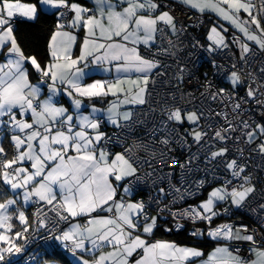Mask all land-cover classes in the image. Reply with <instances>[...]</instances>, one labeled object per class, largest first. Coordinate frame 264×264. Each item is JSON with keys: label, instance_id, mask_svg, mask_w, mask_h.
<instances>
[{"label": "snow or ice", "instance_id": "6c2138e0", "mask_svg": "<svg viewBox=\"0 0 264 264\" xmlns=\"http://www.w3.org/2000/svg\"><path fill=\"white\" fill-rule=\"evenodd\" d=\"M43 17L41 53L20 25ZM57 249L264 264V0H0V264Z\"/></svg>", "mask_w": 264, "mask_h": 264}, {"label": "trees", "instance_id": "16d2710c", "mask_svg": "<svg viewBox=\"0 0 264 264\" xmlns=\"http://www.w3.org/2000/svg\"><path fill=\"white\" fill-rule=\"evenodd\" d=\"M53 24H54L53 18L43 17L41 18V20H39L35 24H21L20 28L22 30L24 39L30 43L31 47L36 48L42 53L45 47V44H46L47 36L49 34L48 30L52 27ZM201 29L202 28H199L196 33L202 37L204 30L202 29L203 32H201L202 31ZM108 129L109 127H105L106 131ZM158 236L166 237L168 239H175L176 237H180V233L173 232L171 234H165L163 232H159ZM208 244H211V243H208ZM57 251L59 252V249H57ZM68 255H69L68 253L64 255L60 253V255L56 257L58 258L63 257L62 259L66 260Z\"/></svg>", "mask_w": 264, "mask_h": 264}, {"label": "built area", "instance_id": "2783aa9c", "mask_svg": "<svg viewBox=\"0 0 264 264\" xmlns=\"http://www.w3.org/2000/svg\"><path fill=\"white\" fill-rule=\"evenodd\" d=\"M197 30L198 29H195L193 31V35L199 36L196 33ZM193 60L195 61L196 65L200 68V71L197 73V75H200L201 73H203L205 71H207V72H209V74H211L212 69H211L210 64L208 63V57H207L206 54L201 55V54L198 53L196 56L193 57ZM193 86H194V82H193L192 85H190V87H193ZM107 131H112V129L109 128ZM193 150H195V149L193 148ZM259 164H260L259 159L253 161V165L254 166L259 165ZM189 202H193V201L190 200ZM248 222L254 223V221H251V220H249ZM191 227L192 226L189 223L181 231H179V232H175L174 231V233H180V237H176L175 239H177V241L190 243L191 242V238L189 236V232L191 230ZM50 243L51 242H47V241H44V240H37L36 244H34L32 246V248L36 249L37 251H39L41 253H45V252L51 253L53 251V248L48 246ZM242 250L246 251V246H242ZM59 253H61L62 255L67 254V253H65L63 251H60V250H59ZM21 264H23V260L21 261Z\"/></svg>", "mask_w": 264, "mask_h": 264}, {"label": "crops", "instance_id": "0c3cea01", "mask_svg": "<svg viewBox=\"0 0 264 264\" xmlns=\"http://www.w3.org/2000/svg\"><path fill=\"white\" fill-rule=\"evenodd\" d=\"M89 2H90V0H89ZM208 19H211V20H213V18L212 17H207L206 19H205V23H207V20ZM202 30V29H201ZM204 30V29H203ZM203 30L201 31V32H203ZM231 29L229 30V32L231 33ZM203 35V34H202ZM104 78H106V77H104V76H99V75H97V76H93V79H104ZM109 99H111V97H109ZM98 106H100V107H105L106 105H98ZM159 233V232H158ZM158 233H157V237L158 238H164V239H168V238H166V237H160V236H158ZM171 240H175V241H177V239H171ZM178 243H187V242H181V241H177ZM214 245L213 244H207V246L205 247V252L207 253L208 251H210L211 250V248L213 247ZM54 258H56V259H58L59 260V264H66V262H67V264H72V260H73V257L71 256V254H69L68 256H67V258H66V260L65 259H61V258H58V257H54ZM90 258V257H89Z\"/></svg>", "mask_w": 264, "mask_h": 264}, {"label": "rangeland", "instance_id": "374dc122", "mask_svg": "<svg viewBox=\"0 0 264 264\" xmlns=\"http://www.w3.org/2000/svg\"><path fill=\"white\" fill-rule=\"evenodd\" d=\"M208 17H212L213 18V21L216 19V17L212 14H209Z\"/></svg>", "mask_w": 264, "mask_h": 264}, {"label": "clouds", "instance_id": "9594fccd", "mask_svg": "<svg viewBox=\"0 0 264 264\" xmlns=\"http://www.w3.org/2000/svg\"><path fill=\"white\" fill-rule=\"evenodd\" d=\"M199 29V28H198Z\"/></svg>", "mask_w": 264, "mask_h": 264}]
</instances>
